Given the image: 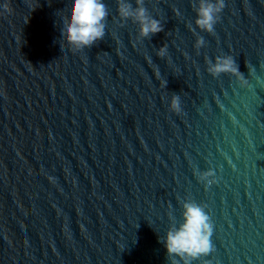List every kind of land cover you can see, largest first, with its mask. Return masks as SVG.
Instances as JSON below:
<instances>
[{"label": "water", "instance_id": "obj_1", "mask_svg": "<svg viewBox=\"0 0 264 264\" xmlns=\"http://www.w3.org/2000/svg\"><path fill=\"white\" fill-rule=\"evenodd\" d=\"M5 2L0 264H170L161 240L189 199L213 224L192 264H264V0H225L213 34L193 0H145L151 38L103 0L105 36L79 51L61 35L73 0ZM224 55L246 84L208 73Z\"/></svg>", "mask_w": 264, "mask_h": 264}, {"label": "clouds", "instance_id": "obj_2", "mask_svg": "<svg viewBox=\"0 0 264 264\" xmlns=\"http://www.w3.org/2000/svg\"><path fill=\"white\" fill-rule=\"evenodd\" d=\"M144 3L145 0H135L134 7L129 0H117V11L122 21L130 19L138 24L139 38H151L164 31V28L158 19L150 15ZM2 8L3 12L11 11L7 0ZM224 8L225 0H193L196 28L213 34ZM108 15V8L103 0H73L70 18L67 17L64 20L61 35L74 50L91 48L104 38ZM192 30L195 32V29ZM205 43L203 37L198 36L195 48L200 49ZM166 54L167 45H164L159 48L157 55L163 58ZM206 62L207 71L213 77L229 74L238 77L242 84L247 83L231 55L217 56L214 62L206 59ZM170 110L177 114L181 113V99L178 94L172 95ZM195 175L200 182L205 184V187L217 183L216 173L212 169L203 172L197 170ZM205 207L190 199L182 202V221L178 225L174 222L161 240L170 264H180L181 261L183 264H192L194 260L213 250L210 239L213 234V224Z\"/></svg>", "mask_w": 264, "mask_h": 264}]
</instances>
